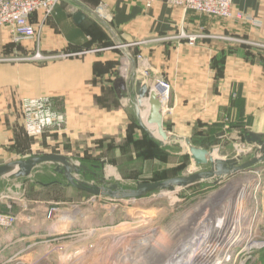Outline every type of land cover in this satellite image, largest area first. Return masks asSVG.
Returning <instances> with one entry per match:
<instances>
[{"label": "crops", "instance_id": "1", "mask_svg": "<svg viewBox=\"0 0 264 264\" xmlns=\"http://www.w3.org/2000/svg\"><path fill=\"white\" fill-rule=\"evenodd\" d=\"M234 8L261 24L165 1L60 0L51 16L34 13L40 36L18 44V54L42 60L0 63V150L28 136L23 98L50 99L73 140L124 137L137 120L133 90L155 78L172 85L163 103V126L177 136L171 142L226 125L233 138L253 132L264 139V0H234ZM79 11L86 17L76 22ZM7 33L0 29V51ZM190 34L199 35L195 45ZM120 76L122 98L114 88ZM21 225L0 231V241Z\"/></svg>", "mask_w": 264, "mask_h": 264}, {"label": "rangeland", "instance_id": "2", "mask_svg": "<svg viewBox=\"0 0 264 264\" xmlns=\"http://www.w3.org/2000/svg\"><path fill=\"white\" fill-rule=\"evenodd\" d=\"M7 34L11 37L9 32ZM20 46L9 39L0 51V63L11 64L37 58L42 60L43 57L18 54ZM170 86L172 87L171 83ZM133 121L135 123L132 129L124 137L92 139L85 135L73 140L70 135L62 132L63 124L60 128L49 127L38 136H18L8 143L4 152L0 150V165L45 154L65 155L75 178L90 187L101 188L100 193L96 194L78 187L75 179L72 182L65 172L57 171V167L64 166L59 162L40 163L27 177L15 176L13 172L1 176L0 202L10 204L12 212L18 215L17 221L21 219L23 225L16 227L18 229L12 235L7 233L8 236L5 235L0 241V264H169L194 231V225H200L203 221L205 224L206 220H210V215L219 220L220 207L224 208L225 204L227 207L230 201L233 207V201L243 191V186L252 182L250 177L257 176L256 170L264 176L262 161L252 167V171L224 176L218 182L215 177L203 179L190 186L176 187L174 191L156 189L135 195L132 191L140 183L165 181L189 175L190 171H205L210 168V162H197L184 141L162 144L158 137H147L138 120ZM228 126L215 130L217 134L214 135L212 128H207L189 139L197 147H213L217 156L223 152L227 158L242 156L240 162L261 154L260 145L248 144L242 134L235 138L227 134L231 128ZM51 131L61 134L52 136L54 133ZM75 168L78 169L77 172ZM113 185L116 188H111ZM115 196L123 200L113 201ZM77 209L92 215L91 219L73 215L69 220H60L63 212L64 215L70 212L73 214ZM134 211H149L157 215L152 218L134 217ZM206 213H209L207 218ZM122 223L138 224L143 232H148L145 231L147 228H155L148 246L135 251L131 243L137 235H128L125 237L127 245L103 247L92 252L88 259L80 260L82 248L95 243L104 230L93 234L75 232L65 236L57 235L58 229L64 224L71 230H76L91 226L99 229L115 227ZM38 233L48 235L34 236ZM123 233L120 234L125 236ZM60 238H66L72 244L64 247L53 243L49 247V242ZM36 242V246L29 247ZM26 248L28 250L24 252ZM24 253L26 256L20 259Z\"/></svg>", "mask_w": 264, "mask_h": 264}, {"label": "built area", "instance_id": "3", "mask_svg": "<svg viewBox=\"0 0 264 264\" xmlns=\"http://www.w3.org/2000/svg\"><path fill=\"white\" fill-rule=\"evenodd\" d=\"M142 1L147 7L152 6L156 1H165L170 5L180 6L185 10L201 14L222 18L250 19L256 25L261 24L259 19L242 10H236L234 0ZM59 2L60 0H0V28L8 30L11 40L15 43L38 40L40 29L32 21L33 14L43 12L45 17H49L55 12ZM198 37V34L187 35L192 45L196 43ZM153 84H160L166 88L167 98L169 97L171 90L169 82L155 78ZM22 103L24 127L28 136H38L49 127L63 126V113L53 108L50 99L23 98ZM255 174L257 176L250 177L252 182L243 186V191H240L234 199L235 202L233 201L230 218L234 216L233 221L236 225L226 246L219 248L218 252H221L222 256L215 264H264V176H261L259 170H256ZM237 200L239 203L236 206ZM10 208V204L0 202V231L11 229L17 222L18 215ZM228 218L222 219L221 217L219 220Z\"/></svg>", "mask_w": 264, "mask_h": 264}, {"label": "water", "instance_id": "4", "mask_svg": "<svg viewBox=\"0 0 264 264\" xmlns=\"http://www.w3.org/2000/svg\"><path fill=\"white\" fill-rule=\"evenodd\" d=\"M85 17L86 14L82 11H79L75 14L74 19L76 22H81ZM123 82L124 80L120 76L114 83V88L120 98L124 96V91L120 87L123 85ZM133 92L136 93V96L133 99V105L139 124L151 136L156 137L146 126L141 116V100H143L144 98H148V102L151 106L152 111H156V114L151 115L149 121H156L158 123L160 132L162 133L165 140L164 141L161 139V143L166 144L167 142L176 139V135H166V133L169 132L164 128L163 114H161L160 110H158L161 105V101L156 96V92L151 88V85H139L138 88L133 90ZM245 138L248 143H256L260 145L261 154L244 162H240V160L243 159L242 156H238L237 158H227L225 152H223L219 157L215 158L214 148L206 149L197 147L191 143V140L189 138H184V141L186 142V144H188L190 152L193 153L196 161H209L210 168L201 172L190 171L189 175L173 177L165 181L140 183L138 184L137 189L133 190L132 193L135 195H141L145 192L156 189H169L171 191H174L176 187L190 186L199 181H202L203 179H212L216 177L218 182L220 181V178L222 179V177L224 176L249 171L252 169V167L264 161V139L261 135L253 132H248ZM44 162L62 163L64 165L63 168L59 166L57 167V171L65 172L69 180L72 182L76 180L77 182L75 184L78 187L96 194L100 193V187H90L83 181L75 178L68 158L65 155L61 154H45L30 159L18 160L13 162L12 164L0 165V177L10 172H13V174L18 177H27L32 173V171L38 164ZM14 166H17L18 168L16 169L14 168ZM74 170L76 172L78 171L77 168H75ZM111 188H116V185H113ZM235 225V222L230 217L226 220H218L216 218L215 220L208 221L207 223L201 225L200 228L194 230L191 235L184 241V243L172 257V260L169 264H215L217 260L222 256V253L218 252L219 248H224V246H226Z\"/></svg>", "mask_w": 264, "mask_h": 264}, {"label": "bare ground", "instance_id": "5", "mask_svg": "<svg viewBox=\"0 0 264 264\" xmlns=\"http://www.w3.org/2000/svg\"><path fill=\"white\" fill-rule=\"evenodd\" d=\"M151 88L156 92V93H158V92H161L162 94H166V96H167V90H166V88H164V87H162L160 84H153V85H151ZM141 98H143V97H141ZM161 100V105H160V107H159V109L158 110H160V113L161 114H163V109H164V104L163 103H165V102H167V100H168V98H160ZM140 105H141V109H140V111H141V116H142V111L143 110H147V114L145 115H143L142 116V118H143V120H144V123L146 124V126L149 128V130L156 136V137H158L160 140L162 139V140H164V137H163V135H162V133L160 132V128H159V125H158V123L155 121V122H150L149 121V118L151 117V115L152 114H156V111H152V109H151V106H150V104H149V102H148V98H144L143 100H141V103H140ZM166 135L167 136H171L170 135V133H166ZM169 139V138H168ZM165 141V140H164ZM214 157L215 158H217V157H219V156H215V154H214ZM14 170V169H13ZM112 173V172H111ZM241 185V184H240ZM238 186V185H237ZM242 189V188H241ZM239 192V191H238ZM116 197V196H115ZM237 197V196H236ZM235 197V198H236ZM113 201H122L123 199L122 198H114V199H112ZM227 201V200H226ZM231 202V201H230ZM229 202V205L227 206V207H225L226 206V204H225V206H224V208H221V207H223V206H221L220 207V212H219V214H220V216L222 217V219H225V218H228V217H230V215H231V211L233 210V208H232V203H230ZM239 203V200H237L236 201V206H237V204ZM223 205V204H222ZM143 209V208H142ZM133 210V209H132ZM139 210V209H138ZM144 210H146V209H144ZM147 210H149V209H147ZM71 211V210H70ZM156 211V210H155ZM68 212V211H67ZM142 212H143V210H142ZM141 211H134L133 213H132V216H147V217H149V216H151V218H152V216H156L157 214L156 213H153V212H149V211H146V213H142ZM161 212V211H160ZM64 213V212H63ZM62 213V214H63ZM71 213V212H70ZM69 213V214H70ZM62 214L60 215V220H63V221H65V220H69L70 218V216H73V215H77V216H81V217H88L89 219H91L90 217H92V215H87L86 213H84V212H82V211H80V210H74L73 211V214L71 213L70 215L69 214H63V216H62ZM209 214V213H208ZM207 213H206V218H207V215H208ZM211 214V213H210ZM202 217V216H201ZM78 218V217H77ZM208 218L210 219V220H206V223L208 222V221H211V220H215L216 218H214L212 215H210V216H208ZM203 219V218H202ZM202 219L200 220V221H202ZM232 220H234V216L231 218ZM132 220V219H131ZM90 220H88V222H89ZM194 221V220H193ZM199 221V220H198ZM66 222H68V221H66ZM192 222V221H191ZM197 222V221H196ZM75 223V222H74ZM202 224H204V221L203 222H200V225L199 224H196V225H194L195 226V229L194 230H196L197 228H199ZM188 225V224H187ZM190 225V224H189ZM188 225V226H189ZM192 226V225H191ZM190 226V227H191ZM190 227H187L188 229L190 228ZM186 228V227H185ZM186 228V229H187ZM102 229L104 230V232H102V233H100V235H99V238H98V240L95 242V243H93V244H91V245H88V246H84L83 248H82V252H81V258H80V260L81 259H88L89 257H90V255H91V253L92 252H97V250L98 249H100V248H103V247H109V246H113V245H115V247L117 246V247H119V246H121V245H125L126 244V241H125V237L126 236H128V235H133L134 234V236L135 235H137V236H139V237H135V241L133 242V243H131V245L132 246H134V248L136 249L135 251H137L138 249H142V248H144V247H146V246H148L147 245V243H149L150 241H151V237L153 236V233H155V228H147L145 231H148V232H143L142 231V227H138V224H133V223H122V224H120V225H118V226H115V227H103V228H101V229H99V228H97V227H94V226H91V227H85V228H81V229H76V230H71V228L69 227V226H67L66 224H64V226H62V227H60L59 229H58V231H57V235H63V236H65V235H69V234H74L75 232H83L84 234H93V233H97V232H101L102 231ZM122 232H124L123 233V235H125V236H122L120 233H122ZM140 232H143V234H139ZM191 232V231H190ZM146 233V234H145ZM188 233V232H187ZM48 234H37V235H34V236H39V237H42V236H47ZM184 237V236H183ZM31 238V237H30ZM132 239H134L133 237H132ZM182 239V238H181ZM180 239V240H181ZM73 240H75V239H73ZM72 240V241H73ZM76 241H77V239H76ZM179 242V241H178ZM53 243H55V245H57V244H60L61 246H64V247H67L68 245H69V243H71V242H68V240H66V238H60V239H57L55 242H49V247L50 246H53L54 244ZM36 244H37V242L36 243H32L29 247H33V246H36ZM46 244V243H45ZM72 244V243H71ZM178 244V243H177ZM127 245V244H126ZM58 246V245H57ZM176 246V245H175ZM108 249V248H107ZM27 248H26V250H24V252H27ZM105 250V249H104ZM150 250V249H149ZM145 251H146V249H145ZM63 252V251H62ZM65 252V251H64ZM152 252V251H151ZM150 252V253H151ZM23 253V252H22ZM66 253V252H65ZM123 253V252H122ZM102 254V253H101ZM128 254V253H127ZM158 254V253H157ZM62 255V254H61ZM65 255V254H64ZM79 255V256H80ZM153 255V254H152ZM155 255V254H154ZM24 256H26L25 255V253L22 255V256H20L19 258L21 259V258H23ZM93 256V255H92ZM161 256V255H160ZM170 257V256H169ZM168 257V258H169ZM64 258V257H63ZM156 258V257H155ZM149 260V259H148ZM91 261V260H90ZM162 263H164V262H162ZM88 264V263H87ZM160 264V263H159Z\"/></svg>", "mask_w": 264, "mask_h": 264}, {"label": "trees", "instance_id": "6", "mask_svg": "<svg viewBox=\"0 0 264 264\" xmlns=\"http://www.w3.org/2000/svg\"><path fill=\"white\" fill-rule=\"evenodd\" d=\"M16 44H22V43H16ZM145 131H146V130H145ZM146 132H147V131H146ZM146 132H145V134L147 135V137L149 136V137L152 138V139L154 138V137L151 136L148 132H147V133H146Z\"/></svg>", "mask_w": 264, "mask_h": 264}]
</instances>
